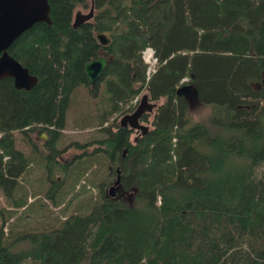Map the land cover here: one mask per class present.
I'll list each match as a JSON object with an SVG mask.
<instances>
[{"label":"trees","instance_id":"trees-1","mask_svg":"<svg viewBox=\"0 0 264 264\" xmlns=\"http://www.w3.org/2000/svg\"><path fill=\"white\" fill-rule=\"evenodd\" d=\"M92 3L93 16L73 27L74 9L90 0H49L52 22H35L8 47L37 82L0 79V264H264V173L254 174L264 161V0ZM148 45L157 56L149 75ZM101 51L110 61L92 87L84 64ZM189 83L211 106L213 128L190 119L176 92ZM79 87L91 104L81 120L101 134L69 143L82 150L69 195L54 173L69 171L59 143ZM143 91L160 101L144 133L118 121ZM31 131L48 137L26 152L15 136ZM33 164L49 181L37 184L46 200L37 192L28 200L20 183ZM118 171L115 193L100 188Z\"/></svg>","mask_w":264,"mask_h":264},{"label":"water","instance_id":"water-1","mask_svg":"<svg viewBox=\"0 0 264 264\" xmlns=\"http://www.w3.org/2000/svg\"><path fill=\"white\" fill-rule=\"evenodd\" d=\"M94 5L91 0V6L88 11L76 10L72 26L76 27L85 20L92 17ZM37 21L52 22L50 18L49 0H0V79L11 77L14 86L17 88H31L37 82V76L32 74L18 59L8 52L11 43L26 29L30 28ZM96 38L100 43L109 42L110 38L106 33L98 31ZM108 59L104 55L88 60L84 64V74L90 85H93L101 76ZM262 81L264 82V73ZM178 94H185L189 102L198 101L195 96L194 84H183L176 88ZM157 103L150 101L148 93H142L140 100L131 112L121 116L119 123L127 125L133 129H141L142 133L148 130L149 126L140 121L144 112H151ZM41 136L46 139L48 135L43 132ZM118 170V168H117ZM112 188H119V171L111 184ZM109 193L113 194V190Z\"/></svg>","mask_w":264,"mask_h":264},{"label":"rangeland","instance_id":"rangeland-1","mask_svg":"<svg viewBox=\"0 0 264 264\" xmlns=\"http://www.w3.org/2000/svg\"><path fill=\"white\" fill-rule=\"evenodd\" d=\"M77 9H80L82 11H88L89 7L77 6L74 9V11H76ZM80 92H82L83 94ZM144 92H147V91H143L142 93H144ZM87 95H89V93L87 92L86 89H83L82 87H79L75 92L72 93V104L66 111V125H65V128L63 130L64 133L62 135V141L59 143L60 147L64 148V150L62 151V157L60 158V160L67 162V165H68L67 168H69V171H65L64 168L61 167L60 169L59 168L55 169L54 176L57 177L58 181H61V183L57 186V190L62 191V188H63V190L69 192V195L71 194V190H69V186H70V182L73 179L72 175L74 174V171H75V169L73 168L74 167V161L76 160L77 153H81V151H82L79 147H73L72 145H69V143L72 141L87 142V141H90L91 139H93V138H95L101 134V131L96 130L93 127V125L84 124L83 121L81 120V115L88 112L91 108V104H90V102H88V99L86 98ZM150 101H153V100H150ZM80 102H83L84 105L83 106L80 105ZM156 102L159 103L160 101L158 100ZM197 104L206 105L211 110L210 105L199 103V101L192 100L190 107H189L190 119L192 121H202L204 123H208V125L213 128V124L211 123L212 111H211V118L206 119L203 116V114L196 113L193 111V109L197 106ZM154 110H155V108L151 112H148L149 113L148 120H141L140 119L141 122L148 124V126L150 128L152 127L151 120H152ZM120 117H119V119H120ZM119 119H118V121H119ZM81 125H82V127H81ZM216 131L222 132V133L224 132V130L221 129L220 127H216ZM41 134L42 133H39L37 131H31L30 136L32 138L30 136H26L25 138H22L23 137L22 134L19 132H16V136H15L16 146L23 151H26V152L30 151L31 152V150H34L33 148H31V147H33V146H31V145H33V144H31L32 143L31 139L41 140V139H43ZM136 134H137V132L134 131L131 134V138L135 137ZM39 147L41 148L40 145H39ZM38 156L36 157V160H37L36 162H38V163L40 162L41 164H43V162H41L39 160L40 156L39 157ZM69 160L72 161V164H69V162H68ZM34 173H36V175L32 176ZM263 173H264V161L258 163V165L254 169V174L257 178L261 177L263 175ZM113 177L114 176H111V178H109L110 181L102 184L100 186V188L108 191V186L109 185L111 186V184H112L111 181L113 180ZM86 178L92 179L91 172L86 176H81L80 183H82L84 181V179H86ZM43 180H45V183H46L44 186V190H45V188L49 184V181L45 178V174L43 175V171L41 170V167L37 168V166L33 164L31 169H30V172L28 173V175H26V181H25V177H22L21 181H20V183H22L21 185H24V187H25L28 200L33 199L34 192H37L36 194H38V196H36V197L45 199L43 191L39 189V186H37V184H39ZM80 183L75 186V190L78 189ZM88 186H90L89 189L97 192L98 187H93V185L91 183H89ZM72 192H73V189H72ZM59 195H60L59 201H65L67 203L66 194L61 192ZM125 197H126V199L132 200V196L130 194H127ZM4 200H5V197H4V195L0 189V205L5 204ZM48 203L49 204L51 203L53 205V201L51 199H48ZM68 206H69V203H68ZM72 207H73V204H71L68 207L67 212H69V210H71ZM52 209L54 212H60L58 206H54V208H52ZM32 213L33 212H30V214H32ZM27 219H28V217H26L23 220L27 221ZM11 221H12V218H7L6 221H4V229H7L10 226ZM1 222H2V217L0 216V223ZM28 262L29 261H27L24 264H28Z\"/></svg>","mask_w":264,"mask_h":264},{"label":"built area","instance_id":"built-area-1","mask_svg":"<svg viewBox=\"0 0 264 264\" xmlns=\"http://www.w3.org/2000/svg\"><path fill=\"white\" fill-rule=\"evenodd\" d=\"M142 58L144 59L145 62L148 63L146 73L149 75L154 70V66L157 61V56L155 55L154 48L152 46H146L142 50ZM138 100V97L136 96L133 99V102H136Z\"/></svg>","mask_w":264,"mask_h":264},{"label":"clouds","instance_id":"clouds-1","mask_svg":"<svg viewBox=\"0 0 264 264\" xmlns=\"http://www.w3.org/2000/svg\"><path fill=\"white\" fill-rule=\"evenodd\" d=\"M193 111L196 113L203 114L206 119L211 118V110L206 105L197 104Z\"/></svg>","mask_w":264,"mask_h":264},{"label":"flooded vegetation","instance_id":"flooded-vegetation-1","mask_svg":"<svg viewBox=\"0 0 264 264\" xmlns=\"http://www.w3.org/2000/svg\"><path fill=\"white\" fill-rule=\"evenodd\" d=\"M90 6H91V0H90ZM90 6H89V8H90ZM77 10H80V9H77ZM89 10V9H88ZM82 11V10H81ZM76 11H74V13H75ZM84 12H86V11H84ZM93 16V15H92ZM73 19H74V15H73ZM86 21V20H85ZM72 22H73V20H72ZM78 26V25H77ZM74 27V26H73ZM110 41V40H109ZM108 43V42H107ZM107 43H105V44H107ZM103 44V43H102ZM100 55H104L107 59H108V62L110 61V56H106V52L105 51H101L100 53H99V55L98 56H100ZM97 56V57H98ZM96 58V57H95ZM144 60V59H143ZM107 62V63H108ZM107 65V64H106ZM106 67V66H105ZM105 69V68H104ZM104 72V71H103ZM103 74V73H102ZM101 74V75H102ZM101 77V76H100ZM99 77V78H100ZM99 78L96 80V82H98L99 81ZM96 82L92 85V87H95V84H96ZM260 85H264V82L262 81L260 84H258V86H260ZM139 100H140V98L138 99V102H139ZM112 182V181H111ZM111 184V183H110ZM110 186V185H109ZM108 186V192H109V190H111V186L109 187ZM112 190H113V193H115L114 191L116 190L115 188H112Z\"/></svg>","mask_w":264,"mask_h":264}]
</instances>
